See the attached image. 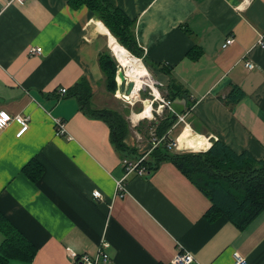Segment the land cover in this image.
<instances>
[{"label":"crops","instance_id":"crops-1","mask_svg":"<svg viewBox=\"0 0 264 264\" xmlns=\"http://www.w3.org/2000/svg\"><path fill=\"white\" fill-rule=\"evenodd\" d=\"M7 1L0 0V112L29 118V127L22 135L16 120L0 127V214L37 252L6 264H77L71 252L95 255L105 240L110 259L101 264H173L180 251L194 255L192 264H235V252L248 264H264V210L239 227L169 160L126 177L110 126L78 97L61 94L86 81L93 108L132 120L125 139L131 155L147 151L155 127L148 121L149 136L141 141L145 118L121 101L122 67L110 40L120 42L106 23L70 0ZM108 2L132 22L139 59L165 98L185 107L186 122L170 129L178 142L172 151L206 152L222 140L264 159V0ZM229 37L233 43L224 48ZM33 46L42 54L31 55ZM106 51L119 63L115 94L100 64ZM232 85L245 96L229 105L223 98ZM177 90L184 95L172 100ZM57 119L66 122L65 134H57ZM32 159L42 166L37 182L23 171ZM4 239L0 228V249Z\"/></svg>","mask_w":264,"mask_h":264},{"label":"trees","instance_id":"trees-1","mask_svg":"<svg viewBox=\"0 0 264 264\" xmlns=\"http://www.w3.org/2000/svg\"><path fill=\"white\" fill-rule=\"evenodd\" d=\"M70 2L86 4L106 23L123 47L137 58H142L132 22L108 0H70ZM100 64L107 76L108 89L115 94L118 89L119 63L110 51H106L100 56ZM144 64L148 68L146 60ZM89 91V86L83 80L63 96L78 97L86 112L104 120L110 126L111 139L116 148L123 153L124 158H138L139 156L131 155L134 151L125 143L130 131V122L126 114L109 108H93L90 104ZM142 94L144 99L151 97L146 91ZM183 95L177 90L172 91L169 97L175 100ZM244 96L245 92L241 87L232 85L231 91L223 100L229 105H234ZM177 120V114L166 108L164 114L153 121V126L157 134L163 136ZM169 140L168 137L166 141ZM148 151L149 147L141 155L149 154L145 163L150 170L158 167L164 160L171 161L205 191L212 201L213 209H217L239 227L249 225L264 210V159H256L247 151L237 153L222 140L215 141L206 152H173L166 143H162L151 152ZM23 171L37 182L41 176L42 166L36 159H32ZM0 228L5 233L0 249V264H6L10 259L31 260L34 258L37 246L9 221H6L1 214Z\"/></svg>","mask_w":264,"mask_h":264},{"label":"built area","instance_id":"built-area-1","mask_svg":"<svg viewBox=\"0 0 264 264\" xmlns=\"http://www.w3.org/2000/svg\"><path fill=\"white\" fill-rule=\"evenodd\" d=\"M15 1H17L19 3H24L26 0H9V1H7L6 5H9ZM232 43H233V38L232 37L227 38V40L224 44V48L231 45ZM29 52L31 55H40V54H42V49L40 47L33 46L30 48ZM246 66L250 69H253L255 67L254 64L250 61L246 62ZM158 83H159L158 86H162L161 82L158 81ZM67 91H68L67 88H62L60 92H61V94H66ZM155 95H156V93H155ZM124 96L128 98V96L126 94H124ZM156 97H157V99L159 98L162 102L159 105V110L164 112V110L166 108H168L172 112L176 113L172 107V101H170L166 98H163L160 94H159V96L156 95ZM154 102H155V100H153V102L151 103L152 106H153ZM154 109L155 108H153V111H154ZM177 116H178V120L174 124L173 127H175L179 123H185L186 122V117H187L186 113L177 114ZM13 120H16L22 126L21 130L18 133L19 135H22L29 127V123H28L29 118L23 117V116H17L14 118L6 111L0 112V127H2V128L7 127ZM56 130H57L58 135L65 134L66 130H67L66 129V122L62 119H57L56 120ZM170 133H171V130L167 134H165L163 136H159L154 128L150 129L149 151L148 152H151L152 150H154L155 148L160 146L162 143H166L167 147H169L170 149L178 148L177 140L171 139ZM168 137L170 138V140L166 141ZM146 159H147V154L141 155L136 159H133L130 157H125L123 160V164H124V167L126 170V177L131 173H137L138 175H141V176L145 175L149 170V168L147 167V165L145 163ZM119 187L121 189H124L123 181L119 183ZM95 196L100 197L101 193L99 191H96ZM109 245H110V243L108 241H106V240L103 241L101 243L99 249H98V252L95 255H91L89 253H83L80 255V254H77L75 252H71L70 255L77 262V264L107 263L109 261L110 257H109V254L106 252V248H108ZM234 260H235V264H248V260L243 255H241L239 252L234 253ZM172 262H173V264H192L195 262V257L189 251H180L176 255V257L173 259Z\"/></svg>","mask_w":264,"mask_h":264},{"label":"rangeland","instance_id":"rangeland-1","mask_svg":"<svg viewBox=\"0 0 264 264\" xmlns=\"http://www.w3.org/2000/svg\"><path fill=\"white\" fill-rule=\"evenodd\" d=\"M121 69L124 72H126V68H124L123 66H122ZM146 70L148 72L147 83L143 86V88H139V89H137V92L133 93L134 92L133 91L131 94L127 93V81H130L132 79H131V77L128 76V74L126 72V76L128 77V80H126V82H124V84L122 86V92H125V93H122V97H121V101H122V103L124 105L132 106V108H134L136 110V112H139V113L141 111H143L146 106H150L151 107V105H152L151 103L153 102V100H155V102L153 104V108H155L154 111H153V115H152V107H151V116H144L146 118L144 119V121L142 120L144 122V126H143L144 127V131L147 134V136L145 135L146 137L143 136V137L146 138V139H142L141 140L143 142H144V140L147 141V137L149 136V123H148V121H155L158 116L160 117V116H162L164 114V112L159 110V105L162 102H161V100L159 98L157 99L156 95L159 96V94H160L163 98H165V95H166V91L164 90V88L162 86H158L159 85V83H158L159 80L155 77V75L152 73V71L149 68H147ZM120 81H121V79H120ZM154 87H155V89H154ZM139 90H141V91H139ZM156 90H158L159 94L156 92ZM143 91H146L148 94L151 95V97L144 99L143 98L144 96L142 94ZM155 93H156V95H155ZM124 94H126L128 96V98L125 97ZM148 117H151V118H148ZM128 119H129V121H130V123L132 125L133 122L130 119V117ZM179 130L180 129H177V131H179ZM148 139H149V137H148Z\"/></svg>","mask_w":264,"mask_h":264},{"label":"bare ground","instance_id":"bare-ground-1","mask_svg":"<svg viewBox=\"0 0 264 264\" xmlns=\"http://www.w3.org/2000/svg\"><path fill=\"white\" fill-rule=\"evenodd\" d=\"M115 39L116 38L112 36L110 40L111 49L115 54L114 56H116L119 60L121 66L126 68L128 76L131 77L134 82H136V86L133 90V93H135L137 92V89L143 88V86L147 83L148 72L146 70V66L144 65L141 59L133 56L125 47L119 44ZM156 92L158 93V90H156ZM151 107L153 115V106L151 105ZM151 107L146 106L142 112L137 114V117L146 118L144 116H151Z\"/></svg>","mask_w":264,"mask_h":264},{"label":"water","instance_id":"water-1","mask_svg":"<svg viewBox=\"0 0 264 264\" xmlns=\"http://www.w3.org/2000/svg\"><path fill=\"white\" fill-rule=\"evenodd\" d=\"M119 77L121 78L122 82H126V80H128V77L126 76V72H124L122 69L119 70ZM135 86H136V82H134L133 80L127 81V93L131 94ZM181 103L182 102L180 101V99H177L172 104V107L177 114H182L185 108L184 105L183 106L181 105Z\"/></svg>","mask_w":264,"mask_h":264}]
</instances>
